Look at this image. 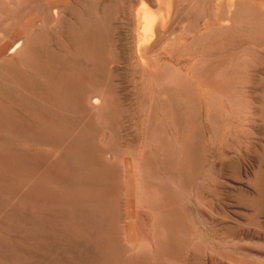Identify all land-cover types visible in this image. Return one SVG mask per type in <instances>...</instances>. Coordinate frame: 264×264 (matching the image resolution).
Instances as JSON below:
<instances>
[{
  "label": "rangeland",
  "instance_id": "rangeland-1",
  "mask_svg": "<svg viewBox=\"0 0 264 264\" xmlns=\"http://www.w3.org/2000/svg\"><path fill=\"white\" fill-rule=\"evenodd\" d=\"M89 1L0 0V70L32 74L19 55L37 57L28 36L39 29L74 51L60 19L73 23L70 13H84ZM107 1L114 27L106 76L84 81L83 105L59 100L78 120L72 180L57 185L0 169L18 190L0 198L30 214L42 212L19 195L105 204L112 215L106 264H264V0ZM75 57L92 68V57ZM0 101L18 107L1 93ZM13 145L48 155L70 150Z\"/></svg>",
  "mask_w": 264,
  "mask_h": 264
},
{
  "label": "bare ground",
  "instance_id": "bare-ground-1",
  "mask_svg": "<svg viewBox=\"0 0 264 264\" xmlns=\"http://www.w3.org/2000/svg\"><path fill=\"white\" fill-rule=\"evenodd\" d=\"M111 4L107 0L103 4L90 0L83 8L84 13L67 10L72 12L70 15L74 22L85 29L83 34L74 28L70 17H61L62 31L66 34L64 36L69 37L74 51L68 50L62 42L55 45L43 29L28 34V43L34 46L38 55L35 57L25 52L19 55V59L21 56L32 71L27 79L0 70L1 95L11 104L18 105L17 108H9L0 101V142L6 144L5 148H0L1 170L12 176L29 172L27 175L57 181V185L58 181L72 180L77 170V159L70 151L77 141L70 134L78 128V120L60 109L59 100L65 99L74 106L83 105L86 93L84 81L97 83L106 76V67L109 65L104 52L114 27L112 21L108 20ZM100 12L103 16L99 15ZM76 54L92 57L93 60L89 59L92 68L78 60ZM35 75L42 76L45 82L36 81ZM34 113L42 114L43 121L36 120ZM36 123L42 129L33 127L38 126ZM56 124L62 125L65 131L56 132ZM79 128V133L84 134L89 126L86 124ZM20 141L48 146L62 145L70 147V150L64 149L52 155L29 153L13 145ZM17 191L8 179L0 176V192L16 196ZM19 197L42 213H26L0 198V264H106L105 250L108 247L107 238L111 234L112 215L105 204L83 202L84 205H67L57 201L51 192L32 196L21 194Z\"/></svg>",
  "mask_w": 264,
  "mask_h": 264
}]
</instances>
